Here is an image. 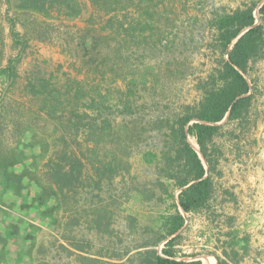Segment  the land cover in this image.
Masks as SVG:
<instances>
[{"label":"rangeland","instance_id":"obj_1","mask_svg":"<svg viewBox=\"0 0 264 264\" xmlns=\"http://www.w3.org/2000/svg\"><path fill=\"white\" fill-rule=\"evenodd\" d=\"M78 1L79 16L65 18L10 9L6 0H0V68L13 59L15 71L11 81L0 75V151L17 154L8 170L23 173L20 191L0 188V264H88L79 256L101 261L90 264H107L116 261L112 252L124 251L121 261L132 264L126 258L142 250L144 241L163 233V216L173 211L168 193L176 198L179 191L157 168L164 133L148 128L137 144L130 142L126 172L93 188L89 170L86 181L60 205L54 197L43 196L31 177L43 179L45 163L64 146L53 123L38 116L39 101L24 89L28 78L38 73L57 85L66 77L82 79L88 67L78 48L81 35L88 42L99 41L100 50L121 45L118 67L123 79L100 84H109L113 91L131 89L136 112L126 116L125 123L136 116L142 123L171 117L181 105L200 98L196 83L217 65L211 19L249 0H153L148 12L154 26L141 35L121 31L119 36L113 34L114 18L112 28L101 29L114 12L107 16L104 8L89 0ZM262 2L254 9L256 24ZM123 13L129 20L133 7ZM106 34L111 35L104 43L100 39ZM144 70V85L128 84L131 76ZM88 76L94 75L88 72ZM245 76L254 95L249 114L241 123L226 118L217 123L220 133L210 146L214 193L206 209L183 213L186 222L175 246L178 259L222 256L226 242L243 238L246 253L238 264H264V52ZM112 113L120 121L118 111ZM187 140L196 143L191 135ZM201 159L207 175L208 165ZM164 242L149 247L160 251Z\"/></svg>","mask_w":264,"mask_h":264},{"label":"trees","instance_id":"obj_2","mask_svg":"<svg viewBox=\"0 0 264 264\" xmlns=\"http://www.w3.org/2000/svg\"><path fill=\"white\" fill-rule=\"evenodd\" d=\"M89 1L93 6L104 8L107 16L114 12L106 19L101 29L112 28L114 18L117 20V27L113 34L117 36L121 31L129 35L138 31L141 35L143 30L154 26L151 10L148 12L149 7L154 5L153 0ZM259 2L260 0H249L243 7L214 15L210 24L214 30V46L219 51L217 65L206 78L196 83V87L201 90L200 98L193 104L181 105L179 112L171 117H158L142 123L136 116L130 124L125 123V117L136 112L130 98L131 89L127 87L125 90L113 91L109 84H100L106 79L107 83L109 80L123 79L124 72L121 73L118 67L121 45L111 50H100L97 44L99 41L88 42L85 36L81 35L78 48L82 62L88 67V70L86 68V72H83L82 79L66 77L61 85H57L51 77L38 73L28 78L24 89L39 101L38 116L45 122L53 123L54 130L59 133L57 137L64 146L53 152L54 157L52 154L45 163L43 179L31 178L38 182L43 196L54 197L59 205L66 203L68 194H71L69 197L75 194L76 189L86 181L85 175L89 170L91 175L88 173L87 177L93 180V188H100L102 181L111 180L126 172L129 167L127 156L130 142L137 144L148 128L164 133V148L157 158L161 167L157 168L166 179L171 180L169 186L173 185L179 191L176 198L172 191L168 193L172 199L173 211L163 216V233L157 234L153 240L144 241L140 246L143 249L128 256L127 262L202 264L200 259L177 258L175 246L180 237L178 231L186 222L183 213L206 209L213 196L211 172L215 167L210 146L214 137L220 133L221 125L217 123L225 117L226 122L241 123L249 114L254 95L250 92L251 87L245 74L248 73L250 65L260 59L264 52V2L258 7V24H255L254 15V9ZM6 4L10 9L14 7L17 10L34 11L44 15L56 14L57 17L65 18L77 17L82 10L78 0H6ZM128 7H133L134 13L129 20L123 13ZM145 14L148 15L145 17ZM124 24H128L127 27H124ZM245 28L248 29L237 38ZM110 35L106 34L100 40L106 43ZM235 38L237 40L233 43ZM231 44L232 47L228 50ZM113 57L116 58V63L112 62ZM88 72H92L94 76L89 78ZM0 75L11 81L15 75L13 59L0 68ZM134 76H131L128 84L141 82L140 85H144L146 80L143 79L147 76L145 70ZM113 109L122 116L118 122L111 117ZM187 135L195 138L199 152L208 165L207 175L203 161L188 142ZM152 156L154 158L156 154L152 153ZM17 160V154L0 151L2 191L18 192L21 189L23 173L8 170L9 165H13ZM243 240L245 239H231L226 242L228 247L223 246L222 256L215 255L216 264H238L246 253L242 246ZM161 241L165 242L160 251L149 247L156 246ZM73 246L83 250L82 246ZM126 252H112L110 256H114L116 261H107V264H126L121 261ZM79 258L88 264L101 262L99 259L85 256Z\"/></svg>","mask_w":264,"mask_h":264},{"label":"bare ground","instance_id":"obj_3","mask_svg":"<svg viewBox=\"0 0 264 264\" xmlns=\"http://www.w3.org/2000/svg\"><path fill=\"white\" fill-rule=\"evenodd\" d=\"M192 146L197 149L196 143L194 141H192ZM202 264H216V259L213 256H204L202 258Z\"/></svg>","mask_w":264,"mask_h":264},{"label":"water","instance_id":"obj_4","mask_svg":"<svg viewBox=\"0 0 264 264\" xmlns=\"http://www.w3.org/2000/svg\"><path fill=\"white\" fill-rule=\"evenodd\" d=\"M263 3V2H262ZM262 3H261V5H262ZM261 5H259V7L261 6ZM256 24V23H255ZM248 28H245L238 36H237V38L244 32V31H246ZM237 38H235L234 39V41H233V43L237 40ZM232 47V44L229 46V48H228V50L230 49ZM228 50L226 51V55H227V52H228ZM226 118V117H225ZM197 145V144H196ZM192 146V145H191ZM193 147V146H192ZM194 148V147H193ZM195 149V148H194ZM196 150V149H195ZM196 152L199 154V156H200V153L198 152V150H196ZM201 157V156H200Z\"/></svg>","mask_w":264,"mask_h":264}]
</instances>
